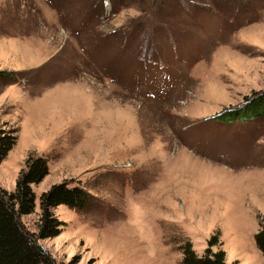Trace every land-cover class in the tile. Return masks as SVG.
Here are the masks:
<instances>
[{
    "label": "rangeland",
    "instance_id": "rangeland-1",
    "mask_svg": "<svg viewBox=\"0 0 264 264\" xmlns=\"http://www.w3.org/2000/svg\"><path fill=\"white\" fill-rule=\"evenodd\" d=\"M113 1L95 16L99 0H0V70L16 74L0 79V125L18 128L0 189L29 155L48 157L19 217L33 237L43 191L89 192L82 210L53 208L61 232L36 239L56 264H181L183 240L201 255L216 230L225 264H263L264 119L215 116L264 88V0H244L232 28L215 10L227 0ZM174 38L189 67L140 60L172 61Z\"/></svg>",
    "mask_w": 264,
    "mask_h": 264
},
{
    "label": "trees",
    "instance_id": "trees-1",
    "mask_svg": "<svg viewBox=\"0 0 264 264\" xmlns=\"http://www.w3.org/2000/svg\"><path fill=\"white\" fill-rule=\"evenodd\" d=\"M166 1V4H169V0ZM223 1L225 0H221ZM243 2L244 0H227L224 10L215 8L220 15L223 11H229L227 18L222 15L220 22L225 20L227 23L224 27L222 25V28H232L246 21L241 23L244 19L240 11L244 9ZM105 3H110V6L114 7L113 0H99L95 16L98 14L100 16L104 12ZM91 17H94L93 13ZM174 40L177 44H182L175 38ZM174 40L170 41V47L174 49L169 58L172 61L162 55H141L140 60L145 59L148 64L164 66L172 74H176L181 64L189 67V64L195 62V58L184 44L180 47L176 46ZM15 75L12 71L0 70V79L15 78ZM215 118L227 123L236 120L249 122L254 119H264V88L253 91L249 96H245L240 106L219 113ZM17 132L18 128L15 126H9L7 123L0 125V163L15 145L18 138ZM48 161V157L44 155H29L24 168L19 172L14 190L7 192L0 189V264H56L53 258L36 242V239L53 238L61 232L64 222L54 215L53 208L65 205L71 209L82 210L89 204L91 195L81 185L70 184L66 180L54 183L40 194V216L35 237L23 228L19 217L33 211L35 194L32 185L41 182L48 174ZM258 223L259 228L254 234V244L260 251L264 264V219ZM219 236L220 232L216 230L208 238L207 246L201 255L195 252L189 239L183 240L178 246L181 253V264H225V251L221 248L212 249V246L221 245Z\"/></svg>",
    "mask_w": 264,
    "mask_h": 264
}]
</instances>
